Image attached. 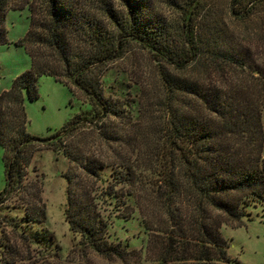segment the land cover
Wrapping results in <instances>:
<instances>
[{
	"label": "trees",
	"instance_id": "trees-1",
	"mask_svg": "<svg viewBox=\"0 0 264 264\" xmlns=\"http://www.w3.org/2000/svg\"><path fill=\"white\" fill-rule=\"evenodd\" d=\"M36 1L0 0V47L10 43L6 27L9 9L28 7L31 21L25 37L16 43L26 48L31 68L17 76L9 90L0 92V146L6 150L7 176L0 204L15 195L25 209L21 222L7 216L0 221V227L4 223L12 230H21L19 241L2 232V264L19 262V242L28 249L35 243L50 242L45 235L31 231L34 224L46 221L43 184L38 178L28 179L27 170L40 149L62 152L72 163L65 175L66 218L71 230L81 234V245L108 259L127 261L138 256L137 251L109 241L99 206L104 196L116 193V186L129 179L131 165L124 158L110 163L120 169L106 189L100 188L101 171L109 163L97 149L92 151V145H63L69 135L95 120L122 116L123 108L105 97L100 80L90 75L119 57L127 39L143 44L176 70L198 63L207 53L215 61L213 65L224 62L244 77L243 84L250 81L246 86L227 89L204 88L196 81L165 73L175 103L170 108L174 152L165 175L170 189L171 203L166 204V212L171 227L166 229L167 238L156 259V264H243L228 253L229 242L221 226L242 224L244 217L252 215L250 207L264 205V63L255 62V56L264 52L253 51L248 37L244 40L250 44L234 43L232 37L227 40L224 35L206 42L195 19L199 0L187 3L178 37L161 18L147 16L146 0L143 4L142 0H121L127 16L119 15L109 0H40L41 5ZM259 1L233 0L232 10L239 16L248 14ZM98 13L112 21L115 32ZM43 75L68 85L72 93L69 81L79 88L95 106L94 115L81 111L60 135L30 134L24 92L30 100L37 99L38 79ZM191 95L201 100L204 112L192 107ZM115 133L105 131L108 138Z\"/></svg>",
	"mask_w": 264,
	"mask_h": 264
},
{
	"label": "rangeland",
	"instance_id": "rangeland-1",
	"mask_svg": "<svg viewBox=\"0 0 264 264\" xmlns=\"http://www.w3.org/2000/svg\"><path fill=\"white\" fill-rule=\"evenodd\" d=\"M121 16L128 11L121 0H109ZM191 0H146L151 18H161L173 35L178 37L187 3ZM196 11L198 33L206 42L220 36L232 37V42L250 44L256 52H264V0L255 4L248 14L237 15L232 10L233 0H199ZM41 5V1H36ZM145 3V0H142ZM236 10H238L236 6ZM107 28L115 32V25L99 14ZM30 10L9 9L6 17L9 44L0 47V92L9 90L14 79L31 68V59L24 46L16 43L25 37L30 28ZM177 29V30H175ZM179 29V30H178ZM118 33V32H117ZM248 37L249 42L244 40ZM257 45V46H255ZM264 63L263 56H255ZM207 53L198 63L180 71L159 60L155 53L133 39L124 40L119 57L101 66L90 76L97 77L105 97L115 100L123 108L121 117L98 119L69 135L63 145H92L109 164L101 171L100 188L106 189L113 182V162L124 158L131 165V178L116 186V193L104 196L100 209L107 223L108 239L137 251V257L127 261L108 259L100 253L81 245V234L71 230L66 218L68 181L65 177L72 163L62 153L53 149H40L28 167V179H40L43 184V201L46 205V221L34 224L31 231L45 235L49 241L35 243L31 248L20 245L22 257L16 264H156L166 229H170L166 204L169 187L166 172L170 169V155L174 145L170 138L171 93L164 75L182 76L196 81L202 87L227 89L230 86H246L244 77L224 62L213 65ZM253 82L254 79H251ZM224 81L226 84H224ZM68 85L54 77L43 75L38 79L39 97L30 100L24 92V105L29 124L27 131L38 137L60 135L62 130L81 111L94 115L95 106L90 98L70 81ZM233 88V87H231ZM194 109L204 112L201 100L189 96ZM208 114L207 111L205 113ZM264 126V108H263ZM105 131L115 136L108 138ZM6 150L0 146V194L7 187ZM127 172V171H126ZM116 195V197H115ZM15 195L0 204V221L13 217L23 221L25 209ZM174 207V205H172ZM251 216L243 223H223L222 235L229 242L228 253L243 264H264V205L250 207ZM251 219V220H250ZM15 241L20 231L12 230L4 223L0 227ZM0 264L1 248H0Z\"/></svg>",
	"mask_w": 264,
	"mask_h": 264
}]
</instances>
